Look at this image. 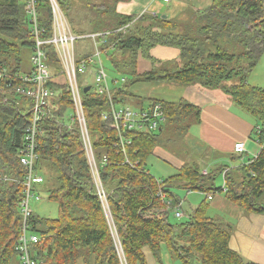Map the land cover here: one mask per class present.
<instances>
[{
  "label": "trees",
  "instance_id": "obj_1",
  "mask_svg": "<svg viewBox=\"0 0 264 264\" xmlns=\"http://www.w3.org/2000/svg\"><path fill=\"white\" fill-rule=\"evenodd\" d=\"M76 1L90 13L88 32H108L101 50L108 55L113 72L132 77L129 85L161 82L218 89L253 120V138L260 151L246 165L225 174L224 197L247 212L264 214V87L248 83L264 53V0H213L199 14L196 24L183 28L147 13L117 14L115 5L129 0H104L100 5L89 0L92 6L88 7L83 0ZM55 2L73 33L82 35L84 31L73 15V9H78L75 1ZM26 3L0 0V178L19 181H0V264H18L14 249L24 171L15 156L31 119V100L15 94L7 84L25 86L18 77L20 57L25 48L32 54L34 51V29L24 9ZM35 10L38 38L47 41L52 36L49 0H35ZM157 46L177 49L180 68L157 69L156 64L161 62L150 55ZM41 48L46 63L58 74L54 47L44 44ZM139 57L151 63V69L142 74L137 72ZM54 86L60 95L52 99L49 114L39 123L35 170L43 175L48 200L57 203L59 214L57 219L36 215L31 219L38 238L30 249L36 264H121L116 240L126 264H145V247L159 260L162 245L183 264H249L229 248V230L207 216V199L186 221L170 222L179 201L172 189L205 195L221 192L214 180L222 169L203 175L198 166L183 165L174 176L156 180L145 166L148 157L154 155L159 143L157 132H162L164 125L154 133L126 134L130 144L123 152L109 121L100 117L106 109V97L91 91L81 93V100L106 194L109 223L91 181L78 128H68L62 119L71 108L70 95L64 84ZM115 95L131 96L126 83ZM153 102L162 107L163 124L178 136L188 131L190 118L199 122L200 111L190 103ZM126 157L129 164L125 163ZM158 191L164 199L157 196Z\"/></svg>",
  "mask_w": 264,
  "mask_h": 264
},
{
  "label": "crops",
  "instance_id": "obj_2",
  "mask_svg": "<svg viewBox=\"0 0 264 264\" xmlns=\"http://www.w3.org/2000/svg\"><path fill=\"white\" fill-rule=\"evenodd\" d=\"M29 1L30 0H27V3H26L25 8H24L25 11H26V7H27ZM53 1L55 2V0H53ZM158 1H162V0H129L128 2H118L115 5V12L117 14L124 15V16H141L143 13H147L146 12V9H147V10H150V12H151V13L148 12L147 14L157 16V15H159L158 12H161L160 7H158V6H160L158 4ZM212 1L213 0H188V1L183 0L182 6H184L186 4V7L188 8L190 13H189L188 17H181V16L176 17V0H170L168 2V5L170 4L171 6L167 10V12L165 13L166 17L164 16L165 17L164 19H168L169 21L175 22V24L181 28H183L184 26H191L193 24H196L197 17L199 16V14L201 12L205 11L207 8H209ZM49 2H50V0H49ZM55 3L58 6V8L60 9L57 2H55ZM50 10H51V4H50ZM26 14L28 15V17L30 18V21H31L32 17L28 14L27 11H26ZM62 14H63V17L66 21V24L68 26L69 31L71 32V34L74 37H77V39L73 43V58H74L76 66L81 61H83V60L86 61L87 59L92 58V56L94 55V52H95L94 42L97 44V49L100 52L101 65H102L103 69L105 70L107 77H108L107 87H108V90L111 93V95H110V97H108L107 95L100 94L97 92V90H95L93 75H94V69L97 67V60L93 64L88 66L85 74H83V75L78 74L77 75L78 84L81 88L82 94H84L83 93L84 88L90 87V90L88 92L95 91L97 94L104 95L106 97V99H107L106 109L104 111H102V113L100 114V117L103 120L109 121V126L113 128L114 132L116 133L117 139H118V134L115 130V127L113 125L111 118L109 116H107V118H103L102 115L104 113L107 114L109 112L111 104L116 108H129V107L119 105L118 104L119 97L115 95L116 90L118 88H120L121 86L125 85L126 79L123 75H120L119 73H115L111 70L110 63H109V57H108V55L105 54L104 51L101 50V47L104 43V37L108 34V32H104V33H100V32L99 33H90V32H88L90 30L89 26H90L91 21H90L89 14H86V18H85L84 22L87 21L85 24L87 31H84L82 35L74 34L70 28V25L68 23L66 16L64 15V13H62ZM194 14H196V15H194ZM51 16H52V13H51ZM162 19H163V17H162ZM32 26H33V24H32ZM53 30H54V28H53V16H52V34H53ZM94 34L96 35L95 41H93L89 37L90 35H94ZM99 34H102L103 36H99ZM82 40H88L91 43L92 50L91 51H85L83 53L80 52L79 55H76L75 44L79 41H82ZM55 51H56V56L58 58V66L60 69L59 73L55 74V71L45 61L47 70H48V72L50 74V78H51V81L50 82L48 81L45 86L48 88V90H50L53 93V96L50 98V100L48 102L47 114H49V112H50L52 99L55 98L57 96V94L60 95L59 90L55 89L54 85L57 84V85L61 86L64 84L65 88H66L65 91L68 93V86L65 83V78H64L65 77V71H64L63 65L59 59L57 49H55ZM101 55L104 56L105 60L106 59L108 60L110 72L112 74L119 75L121 77L120 79L109 76V72L104 65V61L102 62V60H101ZM150 55L153 58L160 60L161 63L156 64L157 69L164 68V67L165 68H173V67H176V68L179 67L180 68V60L178 59V50L175 48L160 47V46L153 47L150 50ZM150 69H151L150 61L144 60L141 58L138 59L137 72L139 74L143 73V72H147ZM32 70H33V66H32ZM32 70L29 71L28 73H25V74L20 73L21 74L20 76H28L32 73ZM254 72H255V74H253ZM20 76H18V77H20ZM90 79H92L93 83H89ZM251 79L253 82L252 84L250 83ZM255 82L257 83L256 85H254ZM258 82H260V83H258ZM157 83H159L161 85V87L165 86L168 89L173 90L174 92H176V94L173 97L171 95H163V94L161 96L155 95L156 98H153L150 100L151 102L149 103V106L144 108L143 105H141L138 109H135L133 111L134 112H140V111L149 110L151 108V106L153 105V103H155L153 101H164V102H170V103H177L179 101H185L187 103L194 105L195 107H197L199 109V111H200L199 122L196 123L195 118H190V127H189L188 131L186 132V134L181 135V136H178L176 134L178 137L183 136L182 141L185 143L186 149H185V152H183L184 157L178 156L177 154H174L175 157L174 156L171 157V165L170 166L174 167L175 171H176L177 168H180L183 165H196L199 167V169L201 170V173L203 175H206L208 172H211V171H217V170L222 169L221 174L216 177V178L220 177L222 179L221 186L216 187V183H215L216 178L214 180L215 187L220 189L221 192L218 191V192H214V193H211L208 195H205V194L200 193V192H198V193L204 196L202 201H204L205 199H207V201L209 203L211 201L212 202L214 201L213 205L211 207V210H214L215 212H218V213L222 212L221 217H216V219H214V220L221 222L223 224V226L229 230V241H228L229 248L231 250H233L234 252H236L245 263L264 264V214L247 212L244 209L239 208L238 206H235L233 204L228 203L224 197V192L226 190L225 174L227 172H229V170L230 171L236 170L239 166L246 165L251 159L255 158L260 151L259 145L254 141V138H253L254 137L253 130L255 127L253 120L249 116H247L244 112H242L236 106V104L232 102V100L229 98V96L224 94L221 90L206 89V88H203L199 85L180 86V85L172 84V83H161V82H157ZM248 83L254 87H264V53L262 54L260 60L258 61L255 69L253 70V72L249 76ZM110 85H113V88H111ZM7 86L9 88H13V91L15 94L22 95L24 97L26 96L28 99L31 100V112H32V108L34 105V99L30 96H27L26 94L18 93V89H20V88L19 87H13L11 82L9 84H7ZM130 94H131V97H133L132 93H130ZM6 101L7 100L4 99L3 102L5 103ZM70 104H71V108H68L65 111V114L62 117V119L66 122V126H68L69 128H71V129H73L75 127L78 128V134H79V139H80L79 124L77 122L74 105L71 101H70ZM82 109H83L85 127H86V130L88 132L91 144H92V151H93V155H94V147H93V143L91 140V135L89 134L90 132L88 130L83 105H82ZM31 119H32V113H31ZM31 119H30V122H31ZM30 122H29V124H30ZM163 123H164V119L159 124V127L157 130H159L160 126L163 125ZM157 130L151 131V132L135 131L132 133H152V132L154 133V132H157ZM125 135H124V137H125ZM24 136H25V133L23 135L22 145L18 149V151L23 147ZM118 141H119V139H118ZM80 142H81V139H80ZM238 143H241L244 145V151L241 154L234 152V145L238 144ZM81 147H82V145H81ZM155 150H157L158 152H161V153L167 152L165 149H155ZM155 150H154L153 154H155L157 156V154L155 153ZM18 151H17V153H18ZM122 151L125 152V148L124 149L122 148ZM16 156H17V154H16ZM16 156H15V158L17 159ZM163 156H165V155H163ZM94 159L96 161L95 155H94ZM225 159H227V160L230 159L233 161L235 160L236 165H233V166L232 165L231 166L225 165V163H226ZM36 160H35V162H36ZM85 160H86V156H85ZM17 161H18V159H17ZM35 162H34V174L39 176L42 179V182L40 184L34 185L32 188L33 197L31 198L30 203H29L31 214H30V217L28 218V220L26 222V225H27V230H28L29 234H33L37 237L34 229L31 226V219L34 215H36L34 213V211L31 209V202L33 200L36 201L39 199L40 189L45 190L47 192V194H48V191H47V188L45 186V180H44L43 175L35 170ZM86 163H87V160H86ZM125 163L129 164V161L127 158H125ZM96 165H97V162H96ZM87 166H88V163H87ZM88 169H89V166H88ZM97 169H98V165H97ZM23 171H24V169H23ZM89 172H90V170H89ZM176 173H177V171H176ZM24 175H25V172H24ZM174 175H171L168 178H170ZM3 177H6V176H3ZM90 177H91V181H92L93 179H92L91 173H90ZM155 179L161 180V179H157V178H155ZM8 180H9L8 181L9 183H13V184H17L19 182V181H17L16 178H8ZM100 183H101V180H100ZM92 184H93V182H92ZM21 186H22V184H21ZM101 186L103 188L102 183H101ZM22 190H23V186H22ZM22 190H21V198H20V201L18 204V211H19V216H20V225H19L17 240H18V237H19L22 225H23V214H22L21 208H20V203L22 200ZM103 190H104V188H103ZM186 192H187V196H185L182 201L178 198L179 201L177 202V204H179V203L181 204V211H182L183 216L181 218H176L173 215V218L177 221L182 220V218L184 217V212H183L182 206L185 205V203L188 201L189 197L192 194H195V192H192V191H186ZM213 194H221L223 196H221L222 198H220V197L215 198V196ZM106 206H107V204H106ZM195 209H196V207H195ZM195 209H193L192 211H194ZM187 215H189V214H187ZM207 216H208V210H207ZM106 218H107L108 222L110 223V219H109L108 215L106 216ZM180 222H183V221H180ZM37 240H38V238H37ZM36 243H32L30 245V248L33 244H36ZM115 246H116L117 253L119 255L120 260H121V258H123V260H124L121 247H120L117 240H116ZM165 247L167 248V246H165ZM167 250H168V248H167ZM168 251H167V254L164 256V258H161L159 256V260H156L153 256V254L151 253V251L149 250V248H147V247L143 248L142 254H143L144 259H145V264H168L169 261L173 260V259L169 258L170 254H171L170 257L172 256L174 258H177L170 251L169 252ZM14 253H15V249H14ZM15 255H16V253H15ZM16 258H17V255H16ZM17 263H18V260H17ZM123 263L124 262H122V260H121V264H123ZM180 264H183V263L181 262Z\"/></svg>",
  "mask_w": 264,
  "mask_h": 264
},
{
  "label": "built area",
  "instance_id": "obj_3",
  "mask_svg": "<svg viewBox=\"0 0 264 264\" xmlns=\"http://www.w3.org/2000/svg\"><path fill=\"white\" fill-rule=\"evenodd\" d=\"M162 1L164 3H168L170 0ZM50 4L54 30L52 36L47 41H42L38 38L35 0H30L26 7V11L32 17L31 22L33 23V34L35 37L34 51L31 56L33 70L30 75L19 77V80L23 82L25 86H19L20 89H18V93L26 94L27 96L32 97L34 99V105L31 112V122L25 130L23 147L18 151L16 156L19 164L22 166L25 172L24 178L22 181H20L23 186L22 200L20 203L21 212L23 214V225L15 247L18 264H36L31 258L30 245L32 243H36L38 240L35 235L29 234L26 222L31 214L29 203L33 197L32 188L34 185L40 184L42 182V179L34 174V162L37 159L36 140L39 132V123L43 121L44 117L47 115L48 102L53 96V93L45 86L48 81H51V78L45 63L46 55L41 48L44 44L52 45L54 49H57L58 51L59 59L65 71V83L68 86V93L70 95L71 102L74 105L77 122L79 124L82 150L86 156L89 170L92 175L93 185L100 201L105 207V213L108 215L106 194L100 183V176L96 161L94 159L92 144L85 127L81 100V88L78 84L77 75L85 74L88 66L97 60V67L94 69L93 75L95 90H97V92L100 94H105L110 97L111 93L107 87L108 77L101 65L100 52L98 51L97 44L95 42V52L92 58H89L86 61H81L77 66L75 65L73 58V43L77 37H74L69 31L63 14L56 3L53 0H50ZM99 36L103 35L99 34ZM89 37L93 41L96 39L95 34L90 35ZM1 77L2 75L0 74V79ZM102 116L103 118H107V116L111 118L118 134L119 144L123 149L125 145L130 144V140L125 139V134L135 131H155L158 129L159 124L164 119L162 107L159 103H153L149 110L140 112H134L129 108H116L111 104L109 112L107 114L104 113ZM243 151V144L238 143L234 145L235 153L241 154ZM0 181L3 183H9L7 177L0 178ZM157 196H159L161 199H164L162 192H158ZM166 205L170 206V202L166 201ZM172 213L176 218H181L183 216L180 203L173 208ZM121 260L124 262L123 258H121ZM123 264L126 263L124 262Z\"/></svg>",
  "mask_w": 264,
  "mask_h": 264
},
{
  "label": "rangeland",
  "instance_id": "obj_4",
  "mask_svg": "<svg viewBox=\"0 0 264 264\" xmlns=\"http://www.w3.org/2000/svg\"><path fill=\"white\" fill-rule=\"evenodd\" d=\"M75 4L76 7L78 8L77 10L74 8L73 9V15H75V22L79 24V28L82 31H87L86 30V21L84 22L86 18V14H90L87 12L86 8L82 6V4L76 0ZM188 1V0H187ZM73 2V0H72ZM85 7L92 6V4L89 2V0H83ZM93 3L95 4H102L105 2L104 0H92ZM183 0H176V17H188L189 15V10L186 7V4L182 6ZM158 4L160 6L161 12H158L159 15L157 17H166L165 13L167 10L170 8V4L164 3L162 1H158ZM192 5V4H191ZM146 12H150V10L146 9ZM85 13V14H84ZM151 13V12H150ZM196 15V14H194ZM177 33L180 32V30L176 31ZM91 43L88 40H82L79 41L75 44V53L76 55H79L80 52H85V51H91ZM31 56L32 53L30 52L29 49H23L22 55H21V73L25 74L28 73L29 71L32 70V62H31ZM141 59H144L142 57H139ZM138 58V59H139ZM138 59H137V65H138ZM101 60L102 62L104 61V65L107 68L109 72L110 77L118 78L120 79L121 77L116 74H112L110 72L108 60L104 58L103 55H101ZM147 60V59H144ZM145 73V72H143ZM142 74V73H140ZM255 74V72L253 73ZM126 79V90H128L130 93H132L133 97L131 96H119V105H123L125 107H129L131 110L138 109L141 105H143L144 108L149 106V103L151 102L150 100L153 98H156L155 95L161 96L163 95H171L172 97L176 94L173 90L168 89L167 87H161V85L157 82H136L132 85H129L130 82L132 81V77L130 76H124ZM89 83H93L92 79L89 80ZM236 83L235 81L233 84ZM250 83L252 84V79L250 80ZM260 83V82H258ZM120 84V83H119ZM257 83L255 82L254 85ZM111 88H113V85H110ZM173 99V98H172ZM163 131L162 132H157V135L159 137V143L155 149H165L167 152L161 153L155 150V153L157 156L154 154L153 156H149L147 161H146V170L149 171V174L154 176L157 179H166L171 175L176 174L175 168L170 166L171 165V157L177 154L178 156L184 157L183 152H185V143L182 141V137H178L174 133V129L171 127L163 124ZM165 155V156H163ZM165 157V158H164ZM227 160L225 159V165L228 166H233L236 165L235 160ZM166 162V163H165ZM168 163V164H167ZM216 187H220L222 184V179L220 177L216 178ZM174 195L179 198L181 201L185 196H187V192L182 189H172ZM40 197L38 200H33L31 202V209L34 211V213L39 216L40 218H46V219H57L58 218V205L54 201L48 200V194L45 190L40 189ZM216 197L222 198L221 194H213ZM204 196L199 194L198 192L195 194H192L188 201L185 203V205L182 206L183 212H184V217L180 221H186L188 218L187 214H190L195 207H198L199 204H201ZM207 202V208H208V217L211 219H216V217H221L222 212L218 213L215 212L214 210H211V207L213 205V202L211 201L210 203ZM186 212V213H185ZM186 214V215H185ZM179 222L173 218V213L170 214V222ZM167 248L165 245L161 246L160 250V257L164 258V256L167 254ZM169 252V251H168ZM170 254V253H169ZM171 255V254H170ZM169 258L173 259L168 262V264H180L181 262L174 257ZM195 264H198L197 261H195Z\"/></svg>",
  "mask_w": 264,
  "mask_h": 264
},
{
  "label": "water",
  "instance_id": "obj_5",
  "mask_svg": "<svg viewBox=\"0 0 264 264\" xmlns=\"http://www.w3.org/2000/svg\"><path fill=\"white\" fill-rule=\"evenodd\" d=\"M164 18H165V17H163V19H164ZM89 90H90V87H86V88L83 89V93H87Z\"/></svg>",
  "mask_w": 264,
  "mask_h": 264
},
{
  "label": "bare ground",
  "instance_id": "obj_6",
  "mask_svg": "<svg viewBox=\"0 0 264 264\" xmlns=\"http://www.w3.org/2000/svg\"><path fill=\"white\" fill-rule=\"evenodd\" d=\"M127 158V157H126ZM104 209H105V207H104Z\"/></svg>",
  "mask_w": 264,
  "mask_h": 264
}]
</instances>
